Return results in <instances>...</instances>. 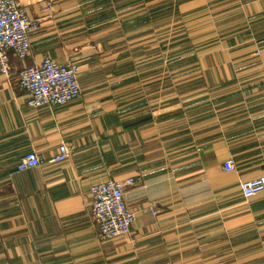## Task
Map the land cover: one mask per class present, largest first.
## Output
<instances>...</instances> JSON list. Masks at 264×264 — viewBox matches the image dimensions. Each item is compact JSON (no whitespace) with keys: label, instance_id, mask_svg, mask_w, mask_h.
Returning <instances> with one entry per match:
<instances>
[{"label":"crops","instance_id":"1","mask_svg":"<svg viewBox=\"0 0 264 264\" xmlns=\"http://www.w3.org/2000/svg\"><path fill=\"white\" fill-rule=\"evenodd\" d=\"M17 3L39 29L0 74V264H264V193L239 189L264 177V0ZM44 57L79 66L78 99L26 104L18 72ZM28 153L41 165L17 171ZM107 179L134 180L135 221L100 242L89 189Z\"/></svg>","mask_w":264,"mask_h":264},{"label":"built area","instance_id":"2","mask_svg":"<svg viewBox=\"0 0 264 264\" xmlns=\"http://www.w3.org/2000/svg\"><path fill=\"white\" fill-rule=\"evenodd\" d=\"M38 29V20L29 17L17 0H0V74L8 77L12 74L10 56L21 62L30 55V35ZM79 75L78 65L60 64L44 57L38 65L22 68L18 72L16 85L24 93L26 104L31 108L64 106L78 99L81 94ZM70 156V150L61 143L53 161L63 163ZM41 162L39 155L28 153L19 159L16 169L22 172L40 166ZM223 169L226 172L234 171L233 160L224 161ZM134 185L132 179L122 183L107 179L90 186L89 210L97 228L98 241L106 242L131 233L135 213L126 205L124 188ZM239 189L245 200L262 194L264 177L241 183Z\"/></svg>","mask_w":264,"mask_h":264},{"label":"rangeland","instance_id":"3","mask_svg":"<svg viewBox=\"0 0 264 264\" xmlns=\"http://www.w3.org/2000/svg\"><path fill=\"white\" fill-rule=\"evenodd\" d=\"M224 12H227L228 14L232 15V9L226 10ZM197 19H199V18H197ZM218 19L219 18L217 17L216 20H215L216 23H217ZM185 24H188L187 26H192L193 27L190 32H192V39L194 40L195 39V36L197 34L196 32H198L201 29V27L199 25L200 24V21L197 20V22H193V23H191V22H188V23L178 22L177 23V30H184ZM163 45H169V44H168V42H166V43H162V46ZM244 232H246V231H244ZM247 233H249V232H247ZM247 235L248 234H245L244 236H247Z\"/></svg>","mask_w":264,"mask_h":264}]
</instances>
